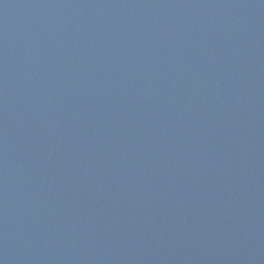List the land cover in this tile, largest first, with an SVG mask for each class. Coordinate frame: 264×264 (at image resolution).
I'll return each mask as SVG.
<instances>
[{"label": "water", "instance_id": "1", "mask_svg": "<svg viewBox=\"0 0 264 264\" xmlns=\"http://www.w3.org/2000/svg\"><path fill=\"white\" fill-rule=\"evenodd\" d=\"M263 231L264 0H0V264Z\"/></svg>", "mask_w": 264, "mask_h": 264}]
</instances>
